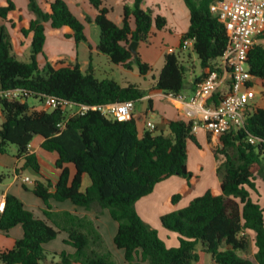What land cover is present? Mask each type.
Here are the masks:
<instances>
[{
  "label": "trees",
  "instance_id": "obj_1",
  "mask_svg": "<svg viewBox=\"0 0 264 264\" xmlns=\"http://www.w3.org/2000/svg\"><path fill=\"white\" fill-rule=\"evenodd\" d=\"M27 1L33 18L29 28H23L21 33L25 38L32 36L29 61L15 56L10 31L5 24L0 26V119H3L0 154H9L14 146L16 157L24 161L17 173L27 168L39 173L40 164L30 147L40 136L42 148L58 155L56 167L60 178L57 183L48 179L33 183L31 191L44 202L45 219L36 217L16 195L7 194L0 231L8 234L21 225L24 236L12 249H0V263L119 264L94 218L55 210L53 200L70 201L74 206L97 213L107 210L117 222L114 245L124 252L127 264H197L199 250L211 255L215 264H264V209L252 199L250 192L257 190L256 171L264 176V107L251 106L242 127L219 136L216 154L225 157L217 169L221 193L209 190L185 208L161 217L162 226L179 235L178 246L168 247L158 230L142 219L136 204L172 176L192 178L188 169V143L198 144L193 120H170L168 133L147 129L140 136L135 114L129 121H118L97 110L81 115L61 107H45L47 97L88 106L124 101L136 104L146 92L137 84L122 86L114 79L97 78L92 63L84 72L78 62L59 68L49 62L45 53L46 26L55 30L70 27L73 33L66 37L78 45L88 42L86 23L92 20L89 17L85 22L80 20L66 0H53L49 11L42 8L40 0ZM87 1L96 11L94 22L100 30L98 51L125 69L137 66L143 76L152 72V66L129 47L133 42H149L154 27L166 29V17L154 16L152 9H144L145 0H134L132 7L124 5L122 24L118 25L110 19L111 9L103 0ZM184 1L190 12V26L183 34V42L193 40L192 52L203 69L194 86L207 77L209 70L215 69L227 48L228 36L225 25L211 12L215 0ZM15 9L11 0L6 6L0 5V19L7 21ZM261 39L264 33L258 38ZM184 50L182 45L179 51L165 56L156 88L167 95L179 96L186 90L189 68L184 61ZM41 56L46 60L44 66L39 61ZM247 62L258 86L264 90V44L253 45ZM10 91L18 96H6ZM228 93V88H222L210 103L218 105ZM30 99L42 105L32 104ZM68 165L76 169L73 177ZM85 174L91 184L83 191ZM5 178V174H0V182ZM181 198V194H175L172 204L176 205ZM60 233L67 235L64 242L74 252H50L45 248ZM252 243L255 253L250 258Z\"/></svg>",
  "mask_w": 264,
  "mask_h": 264
},
{
  "label": "crops",
  "instance_id": "obj_2",
  "mask_svg": "<svg viewBox=\"0 0 264 264\" xmlns=\"http://www.w3.org/2000/svg\"><path fill=\"white\" fill-rule=\"evenodd\" d=\"M11 1L15 4L16 9L9 14L7 21L0 19V26L5 24L7 28H9V25L13 26L14 24L13 26L14 29L18 30V27L21 22V21L19 22V19L21 18L22 15L26 14L28 16V20L26 21L27 22L26 24H23L20 27L19 30L21 32L23 28H29L30 20L33 18V14L28 9L27 0H11ZM52 1L53 0H40V4L44 10L49 11L50 3ZM66 1L69 4L72 12L80 20L85 22V19L87 17H89L92 20L91 23H86V25H91L95 23L94 18L96 16V11L89 4L87 0H66ZM126 4L132 7L134 5V0L126 1V3L122 5V8ZM0 5L1 6L8 5V0H0ZM142 7L144 9H149L148 7L145 6V1L142 4ZM122 14L120 16V20L118 21H115L111 18V12L109 14V17L115 23L121 25ZM13 15H17L16 16L17 19ZM153 15L155 16L154 12ZM46 27H47L46 30L47 39L45 45V53L47 56V60L51 62L53 65H55L58 59L63 58V56H66L69 57L71 64H75L77 62L80 63L81 69L84 72H86L90 66V63H92L93 71L97 78L101 80L114 79L122 86H126L129 83L137 84L140 87V89L146 92V95L143 99L151 100L152 107H149L147 111H145L144 113H140L136 111V104L134 109V114L137 119L140 136H142L144 131L147 130L146 128L147 121H152L156 125L157 130L168 133L167 124L170 120L183 119L189 121L194 119L188 116L189 111L193 110L189 100L193 95L196 87L198 86V85L193 86L194 80L196 78L201 77L196 75L194 69H191L192 76L190 81L186 82V90L184 92L186 98L183 99L178 96L167 95L156 88L159 75L154 74L153 71L143 76L140 74L137 66H134V69L132 70H128L112 63L107 55L98 51L97 46L99 43V39L96 41L92 40L90 38V35L88 34L87 27L85 32L88 38V42H81L79 43V45L76 44V49L74 50L75 55L74 54L69 55L64 51H62L63 50L62 48L56 49L54 46L56 42L60 43L63 40L74 41V39L66 37V35L73 33V30L70 27H64L63 29L60 30L52 29L50 26H46ZM187 31L188 30L177 32L176 30H173L172 27L169 26V21L167 19L166 29L158 30L154 27L149 42L139 44L138 53L140 54L141 59L143 60V62H146L149 65H151L152 68H154V66H158L160 63H161V68H163L165 64V56L166 54H168V50L165 48H159L158 40H162L166 44L167 43L171 44V47L169 48H173L175 52H177L181 49L183 45V34L186 33ZM31 39L32 36H29L28 38L24 37V40L28 45V47L30 48V51H31ZM51 39L53 40L51 41ZM90 45L92 46V49H90ZM79 47H85L84 51L87 57V59L85 60L86 67H84L83 62L80 61L79 59V55L77 52ZM188 48H190L192 51L193 45ZM91 57L92 60H90ZM190 58H192V55H190ZM39 61L41 66H44L46 60L43 56L39 57ZM256 106L264 107V98L261 97L258 98ZM195 137L198 144L194 143L193 141H189L188 143V169L193 174L192 178L188 180L178 175L172 176L171 178L157 184L154 191L150 195L142 198L136 204V208L140 216L142 217L141 214L143 212V214H145V217L142 218L149 225H150L149 222H152V224L154 225V227L152 226V228L154 229H157L155 225H158L159 222H161V217L163 215L177 209L185 208L194 198L204 195L207 191L211 190L216 194L221 193L220 190L221 180L217 174V169L224 162L225 157L223 155L216 154V150L220 146V138L219 136L207 132L204 129H199L195 133ZM42 142H43V138L37 136L32 141L30 147V152L37 156L38 162L40 164V172L37 173L32 168H27L26 170L34 171L38 176L37 180L48 179L53 183H57L60 178V170H58L56 167V161L58 159V155L56 153H52L44 150L42 148ZM195 147L199 148L198 151H196ZM16 154H17L16 148L10 149L9 154H4V155L0 154V174H5L1 172V168H5L7 170L13 171V179L7 182V179L5 178L4 181L0 182V196L6 198L7 194L16 195L24 202L25 207L28 210L32 211L36 217L45 219V216L43 214V209L45 208L44 202L36 195H34L32 191H29V188L26 186L27 182H24V179L27 177L25 178L21 177V175L26 170L20 174L17 173V170L21 169V167L24 165V161L18 159L16 157ZM207 156L212 158V161H210L211 163L205 160ZM42 157L48 159L49 162L55 166L56 171L45 170L43 161H41ZM68 167L70 169L71 176L73 177L74 174L76 173V169L73 165H68ZM208 173H209L208 177H210L209 180L206 178ZM20 178H22L21 180L22 183L20 184L22 185L24 190L20 188V186H18ZM28 178H29L28 182H30L32 179L30 177ZM90 184H91L90 177L87 174H85L83 176V181H82V190L85 191ZM256 186H257L256 191L250 190L251 197L254 201H257L264 209V192L261 189L262 187L260 186V182L258 181V176L256 180ZM174 194L182 195L181 200L176 205L172 204V197L174 196ZM57 203H62V204L58 205ZM51 204L55 210H69L71 212L79 214L80 216L89 215L92 218L96 219L95 216H92V212L94 211H87L83 207L74 206L70 201L57 202L52 200ZM1 215L2 212L0 211V217ZM96 224L98 225L97 221ZM114 233L112 235L113 237L115 236ZM23 236H24V230L21 225H18L13 229H11L8 234H5L4 232L0 231V249L2 250L12 249L15 246L16 241L18 239H21ZM66 237L67 235L65 236L64 240L66 239ZM51 243L52 242L45 245V248L50 252H58V253L62 251H67L69 253L74 252V249L71 246H70L71 248L69 249L66 248L69 245L65 244L66 247H59V246L52 247ZM176 246L178 245H174L172 247H176ZM199 253H200V261L197 264H215L211 258V255L203 253L200 250ZM254 253L255 250H254V245L252 243L250 246L249 257L253 258ZM123 256H124V252H123ZM203 258H205V261H203Z\"/></svg>",
  "mask_w": 264,
  "mask_h": 264
},
{
  "label": "built area",
  "instance_id": "obj_3",
  "mask_svg": "<svg viewBox=\"0 0 264 264\" xmlns=\"http://www.w3.org/2000/svg\"><path fill=\"white\" fill-rule=\"evenodd\" d=\"M210 8L225 25L228 44L215 69L209 70L207 77L196 87L189 100L193 110L189 111L188 116L194 118V134L199 129H204L221 136L233 128L242 127L246 111L257 105L258 98H264V90L262 88L258 90L260 86L257 84V78L250 72L247 62L249 51L264 33V0H215ZM192 45L193 40L183 42L184 49ZM173 52H175L173 48L168 49V54ZM224 87L229 89V93L218 105L210 103L214 94ZM5 95L16 98L18 93L10 91ZM178 97L186 98L184 93ZM44 105L47 108L61 107L68 111L74 108L75 111L71 113L81 115L89 110H97L118 121L131 120L135 109L133 101L88 106L57 97H47ZM146 128L154 131L156 125L152 121H147ZM251 141L254 142L253 139ZM28 181V177L24 179V182ZM5 206L6 198L0 196L1 212Z\"/></svg>",
  "mask_w": 264,
  "mask_h": 264
},
{
  "label": "rangeland",
  "instance_id": "obj_4",
  "mask_svg": "<svg viewBox=\"0 0 264 264\" xmlns=\"http://www.w3.org/2000/svg\"><path fill=\"white\" fill-rule=\"evenodd\" d=\"M103 1H104V5L108 6L111 9V18L115 21L120 20V16H121L122 11H123L122 5L124 3H126V1H124V0H103ZM145 6L148 7L149 9H152L155 15L161 14L163 16H166L168 21H169V26L172 27L173 30L180 32V31H184V30L189 29L190 12H189V9L186 6L184 0H145ZM13 16H15V18H16L17 15H13ZM22 20H23V22H22ZM27 20H28V16L26 14L22 15L21 18L19 19V22L20 21L21 22H20V25L18 27V30L14 29V27L10 26V25L8 28L10 33H11L12 42H14L13 43V53L15 54V56L18 59H20L22 61H29L30 55H31L30 48L26 44L24 37L19 30L23 24L27 23L26 22ZM8 24H10V23H8ZM86 27H87L88 34L90 35V38L92 40L96 41L100 38V30H99V27L96 25V23H93L91 25H86ZM19 34H20V36H19ZM52 40L53 39H51V41ZM257 43L264 44V39L258 40ZM54 46L56 49L62 48L63 49L62 51H64L65 53H67L69 55H71V54L75 55L74 50L76 49V43L73 40L72 41L63 40L60 43L56 42ZM158 47L159 48H165L168 50L169 47H171V44H169V43L166 44L164 41L158 40ZM84 48L85 47H79L77 52H78L80 61H82L84 64V67H86L85 60L87 59V57H86ZM183 53L185 54L184 55V61H186L185 64L189 68V70L187 72V76H186V82H188V81H190L191 76H192L191 69H194L196 75H198V76L202 75L203 69H202L199 58L197 57V55L195 53H193L191 51L190 48L185 49ZM189 55H192V58H190ZM70 64H71L70 59H69V57H66V56H63V58L58 59L55 63L56 67L67 66ZM161 70H162V68H161V63H160L158 66H154L153 73L156 75H160ZM260 89H261V87L258 88V90H260ZM29 101H30V103L35 104V105H39V106L42 105L41 102L34 100V99H30ZM148 108H149V100L143 99L141 101L136 102V111L137 112L144 113L145 111H147ZM69 110H70L69 111L70 113L75 111L74 108H71ZM2 122H3V119H0V125ZM157 132H160V130H157ZM12 148H15V147L11 146L10 149H12ZM195 149H196V151H198L199 148L195 147ZM205 160L207 162L211 163L210 161H212V158L207 156L205 158ZM41 161H43V165H44L45 170L56 171L55 166L52 163H50L48 159L42 157ZM1 172L5 173L7 182L9 180L13 179V171L7 170L5 168H1ZM256 174L258 176V181L260 182V186L262 187L261 189L264 192V176L260 175L258 171H256ZM208 176H209V173L206 176V178L209 180L210 177H208ZM21 177L22 178L30 177L32 179L30 182L26 183V186L29 188V191H31V189L33 187V183L38 178L37 174L32 170H26L21 175ZM22 178H20L18 186H20V188L23 189L22 185L20 184V183H22V181H21ZM57 204L61 205L62 203H57ZM141 215H142V217H145V214H143V212ZM92 216L96 217L95 220L97 221V223L100 227V230L106 239V243L109 246V248L113 251L115 257L119 261V264H127L125 259H124V256H123V251L118 250L114 245V237L112 235H113L115 229L117 231V222H115L110 217L107 210H104L101 213H97V211H94V212H92ZM149 223H150L151 227L152 226L154 227L152 222H149ZM155 227L158 229L160 238L166 243V245L168 247L178 245L179 235L177 233L164 228L162 226L161 222H159L158 225H155ZM116 231H115V233H116ZM115 233H114V235H115ZM110 234H111L112 238H111ZM65 236H66L65 233H60L58 235V237L54 241H52L51 246L52 247H54V246L66 247L65 242H64ZM66 248L69 249L71 247L68 246ZM203 261H205V258H203Z\"/></svg>",
  "mask_w": 264,
  "mask_h": 264
},
{
  "label": "water",
  "instance_id": "obj_5",
  "mask_svg": "<svg viewBox=\"0 0 264 264\" xmlns=\"http://www.w3.org/2000/svg\"><path fill=\"white\" fill-rule=\"evenodd\" d=\"M139 42H133L131 45H130V47H129V49H130V51L133 53V54H137L138 53V47H139Z\"/></svg>",
  "mask_w": 264,
  "mask_h": 264
}]
</instances>
